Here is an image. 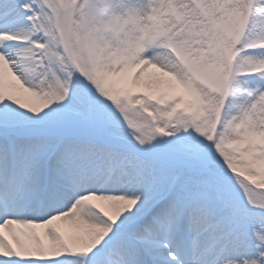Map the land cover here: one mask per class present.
Segmentation results:
<instances>
[{
    "label": "snow or ice",
    "instance_id": "snow-or-ice-1",
    "mask_svg": "<svg viewBox=\"0 0 264 264\" xmlns=\"http://www.w3.org/2000/svg\"><path fill=\"white\" fill-rule=\"evenodd\" d=\"M0 264H264V0H0Z\"/></svg>",
    "mask_w": 264,
    "mask_h": 264
}]
</instances>
